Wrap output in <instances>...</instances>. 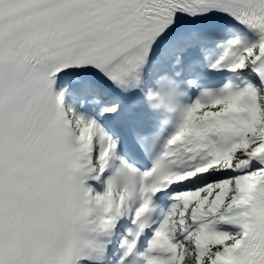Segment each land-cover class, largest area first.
<instances>
[{
  "label": "snow or ice",
  "instance_id": "1",
  "mask_svg": "<svg viewBox=\"0 0 264 264\" xmlns=\"http://www.w3.org/2000/svg\"><path fill=\"white\" fill-rule=\"evenodd\" d=\"M0 264H264V0H0Z\"/></svg>",
  "mask_w": 264,
  "mask_h": 264
}]
</instances>
